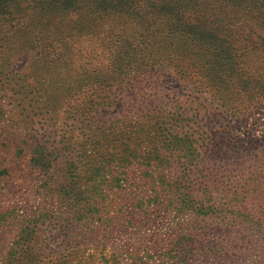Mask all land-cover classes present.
<instances>
[{
	"label": "rangeland",
	"instance_id": "obj_1",
	"mask_svg": "<svg viewBox=\"0 0 264 264\" xmlns=\"http://www.w3.org/2000/svg\"><path fill=\"white\" fill-rule=\"evenodd\" d=\"M76 1L77 10L35 0L0 15V264H264V256L248 249L247 241L257 248L256 236L251 239L237 223L264 210V46L239 56L241 72L235 66L231 76L246 85L234 91L230 81L221 101L199 78V69L187 70L182 59L178 69L160 56L156 63L142 61L132 68L131 80L113 86L112 101L153 100L169 116L177 109L170 123L160 121L163 132L172 123L180 128L186 142L169 168L190 172L202 192L198 200L206 198L214 213L180 216L149 190L141 199L122 183L119 192L108 193L112 218L101 214L86 224L83 216L91 209L84 208L82 183L71 195L62 178L73 170L82 174L81 132L84 122L95 121L86 114L93 112L89 106L96 119L102 112L109 120L122 108L102 105L104 85L85 65L91 56L96 64L106 59L98 43L112 38L116 21L88 10L94 0ZM218 4L213 0L212 8ZM40 140L48 142L57 162L65 160L68 141L75 144L78 150L69 155L78 165H53L56 175L34 166L31 151Z\"/></svg>",
	"mask_w": 264,
	"mask_h": 264
},
{
	"label": "trees",
	"instance_id": "obj_2",
	"mask_svg": "<svg viewBox=\"0 0 264 264\" xmlns=\"http://www.w3.org/2000/svg\"><path fill=\"white\" fill-rule=\"evenodd\" d=\"M32 1L35 0H0V15H10L21 9L22 3ZM51 2L71 10L81 8L76 6V0ZM242 2L248 3L244 5L245 8L237 6V3ZM217 3L218 6L212 8L213 0H94L93 8H87L92 12L108 13L116 21L110 29L112 38L98 43L101 51L107 52L106 59L96 64V56H91L85 65L88 67L87 72L95 73L100 85H104L99 90L104 92L102 105L115 103L122 108V113L109 120L105 119L106 114L99 112L100 119H96V113L91 109L93 106H89V110L93 112L87 110L86 114L93 113L95 121L84 122L81 132L84 136L80 144L84 146L81 150L82 174L73 170L69 179L67 172H64L62 178L65 181L62 186L68 187L67 192L71 195L78 192L76 184L82 183L84 208L89 206L91 210L94 209V212L89 211L90 214L93 212L91 215L83 216L86 217V224L95 220V217L102 219L101 214L107 219L112 218L109 215L112 211L106 209L108 193L119 192L117 188L125 183H129L127 188L134 194L141 195V199L142 193L149 190L151 195L160 198L158 203L166 204L165 210H175L180 216L186 212H193L196 216L214 213L211 212L213 207L206 204V198L198 200L202 192L196 189L190 172L174 173L172 168H169L174 158H180V147L186 142L180 128L172 123L163 132L160 121L163 119L164 123H170L177 109L171 116L169 113L163 115L164 110L153 100L133 101L119 98L112 101L110 97L117 98L113 92L115 84L133 78V67H138L145 60L156 63L159 56L171 60L177 69L180 63L176 62H181V59L184 60L183 65L187 70L197 67L199 78L206 83V87L218 101H221L222 92L228 89L230 81L236 84L233 90H238L242 83L235 81L230 70H234L235 66L240 68L239 56H246L252 51H247L250 47L257 44L264 46V0H217ZM4 10L8 12L2 13ZM253 15L255 17L252 23ZM257 19L260 20V30L255 23ZM130 31H135L133 38ZM162 35L164 38L160 39ZM102 37L104 34L99 38ZM239 49L247 52L243 54ZM186 52L188 53L185 54ZM145 55L148 58L144 57ZM177 56H180L179 60L173 58ZM200 60L204 61L203 65H200ZM107 67L109 72L105 70ZM239 71L241 72V69ZM248 82L251 81L246 80L244 83ZM92 93L93 91L90 92ZM234 94L237 95L236 92ZM215 104L211 103L209 106L214 107ZM40 141L42 144H38L31 151L34 166L49 172L50 175H56L53 174V165L61 163L64 167L68 165V168L72 169L75 164L78 165L79 161L76 162L75 158L69 155L78 150L75 144L68 141L65 160L57 162L48 142ZM58 171L61 173L62 170ZM221 210L226 213L225 208ZM237 223L240 224L238 229L241 232L249 230L252 233L251 239L256 236L257 248L254 249L252 243L249 245L251 241H247L248 249L251 252L258 251L260 256H264V210L256 216L243 215Z\"/></svg>",
	"mask_w": 264,
	"mask_h": 264
}]
</instances>
